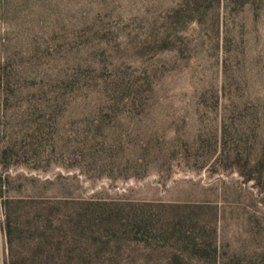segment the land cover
Here are the masks:
<instances>
[{
	"label": "rangeland",
	"instance_id": "obj_1",
	"mask_svg": "<svg viewBox=\"0 0 264 264\" xmlns=\"http://www.w3.org/2000/svg\"><path fill=\"white\" fill-rule=\"evenodd\" d=\"M0 264H264V0H0Z\"/></svg>",
	"mask_w": 264,
	"mask_h": 264
}]
</instances>
